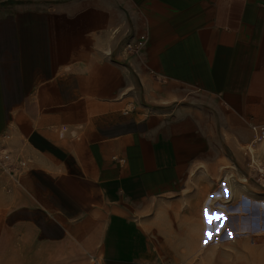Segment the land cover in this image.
Instances as JSON below:
<instances>
[{
    "label": "crops",
    "instance_id": "0c3cea01",
    "mask_svg": "<svg viewBox=\"0 0 264 264\" xmlns=\"http://www.w3.org/2000/svg\"><path fill=\"white\" fill-rule=\"evenodd\" d=\"M262 124L264 0H0V264H189Z\"/></svg>",
    "mask_w": 264,
    "mask_h": 264
},
{
    "label": "rangeland",
    "instance_id": "374dc122",
    "mask_svg": "<svg viewBox=\"0 0 264 264\" xmlns=\"http://www.w3.org/2000/svg\"><path fill=\"white\" fill-rule=\"evenodd\" d=\"M252 164L250 165L253 169L252 173L255 174L251 175V180H236V178H234V172H232L230 180H216V185L222 183L217 185V187L215 185V192L219 196L214 203L210 202L211 205L209 207L212 208L213 206L216 213H221L218 205H222L223 203L227 204L228 202L231 203L232 192L237 188L247 190L249 195L255 199L264 200V186L259 182L256 175V167ZM225 187L227 188V194H225ZM201 207L202 204L200 202L199 208L201 209ZM225 216L226 212L223 217V223L220 225L217 223L220 219L219 217L215 219H213L212 215L207 217L210 227L199 237L198 247L192 251L193 256L188 258L187 262L189 264H264V234H252L247 237L242 236L241 242L240 239H235V241L231 240L230 245L228 242L226 244L221 242L223 237L229 236L228 230V232L225 231V233H223ZM205 218L206 217L200 218V225ZM234 220L235 217L231 216L230 221L232 222L230 231L232 233V239L234 235H238L233 229ZM217 228L218 231H216ZM213 231H215V234H213ZM206 232L207 239L205 236ZM182 249V252L186 255H190V249Z\"/></svg>",
    "mask_w": 264,
    "mask_h": 264
},
{
    "label": "clouds",
    "instance_id": "9594fccd",
    "mask_svg": "<svg viewBox=\"0 0 264 264\" xmlns=\"http://www.w3.org/2000/svg\"><path fill=\"white\" fill-rule=\"evenodd\" d=\"M220 212L235 217L233 227L240 236L247 237L252 234H264V200H258L249 195L245 189H234L231 195V206L218 205ZM205 209L208 210L207 205ZM210 227L204 219L198 225L195 237H199Z\"/></svg>",
    "mask_w": 264,
    "mask_h": 264
},
{
    "label": "built area",
    "instance_id": "2783aa9c",
    "mask_svg": "<svg viewBox=\"0 0 264 264\" xmlns=\"http://www.w3.org/2000/svg\"><path fill=\"white\" fill-rule=\"evenodd\" d=\"M128 49H130L128 47ZM131 50V49H130ZM133 50V49H132ZM129 109H124L123 113H127ZM254 130H257L259 137H264V124L259 126H253ZM3 142H0V177L6 176L8 179L18 182V178L22 170H24L23 160L14 154L6 145V139L9 138V134L4 133L2 135ZM252 163H254L252 161ZM255 164V163H254ZM256 175L259 182L264 186V165H256ZM6 190L9 188L4 186Z\"/></svg>",
    "mask_w": 264,
    "mask_h": 264
},
{
    "label": "snow or ice",
    "instance_id": "6c2138e0",
    "mask_svg": "<svg viewBox=\"0 0 264 264\" xmlns=\"http://www.w3.org/2000/svg\"><path fill=\"white\" fill-rule=\"evenodd\" d=\"M225 194H227V188H226V187H225ZM204 211H205V213L208 212L207 209H204ZM212 217H213V219H215V218H217V217L220 218V219L217 221L218 225H220V224L223 223V217H224V214H223V213H216V212H213V213H212ZM205 219H206V221L209 223V220L207 219V216H206ZM216 231H218V228H217ZM213 234H215V231H213ZM228 235H229V237H231V235H232L231 231H229ZM205 236H206V239H207V232L205 233Z\"/></svg>",
    "mask_w": 264,
    "mask_h": 264
},
{
    "label": "bare ground",
    "instance_id": "6f19581e",
    "mask_svg": "<svg viewBox=\"0 0 264 264\" xmlns=\"http://www.w3.org/2000/svg\"><path fill=\"white\" fill-rule=\"evenodd\" d=\"M203 240V239H202Z\"/></svg>",
    "mask_w": 264,
    "mask_h": 264
}]
</instances>
